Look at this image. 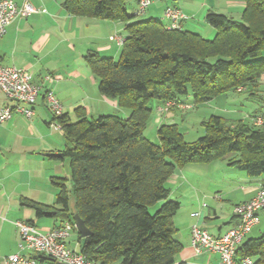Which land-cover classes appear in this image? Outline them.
Wrapping results in <instances>:
<instances>
[{
    "label": "trees",
    "instance_id": "obj_1",
    "mask_svg": "<svg viewBox=\"0 0 264 264\" xmlns=\"http://www.w3.org/2000/svg\"><path fill=\"white\" fill-rule=\"evenodd\" d=\"M130 1L65 0L70 14L127 23L118 60L94 50L85 58L100 93L117 100L129 117H88L80 107L76 121L54 115L65 136L62 153L69 160L71 186L65 177H52L59 209L23 202L38 216L56 210L62 223L75 222L78 213L91 230L80 252L98 264H192L176 261L183 248L174 224L181 203L170 198L169 178L187 164L228 156L229 164L248 176L264 175V126L252 120L254 113L248 118L211 114L202 121L204 135L194 141L185 139L177 123L158 127L159 143L145 132L156 107L167 108L163 117L181 105L192 108L180 95L192 94L198 105L240 87L250 96L260 92L264 60L256 59L264 55V0H241V19L208 11L206 20L216 29L212 39L183 26L169 29L158 18L138 19V5L128 12ZM154 100L161 102L155 108ZM248 256L264 264V231L239 247L238 260Z\"/></svg>",
    "mask_w": 264,
    "mask_h": 264
},
{
    "label": "crops",
    "instance_id": "obj_2",
    "mask_svg": "<svg viewBox=\"0 0 264 264\" xmlns=\"http://www.w3.org/2000/svg\"><path fill=\"white\" fill-rule=\"evenodd\" d=\"M14 1L18 4L23 2ZM30 1L35 7L46 11L17 18L0 38V63L30 70L33 81L42 85L41 93L32 106V118L15 113L11 119L0 122V264H6L7 258L12 254L38 255L31 250H21L16 221H32L43 231L62 223L55 216L56 210H51L49 215L38 216L34 208L23 202L31 199L59 209L61 206L56 204L57 188L52 177L68 179V176L60 173L61 167L68 160L62 153L65 136L61 129L52 126L54 114L47 106L45 92L48 89L55 91L64 105V113L72 121L78 120L76 109L79 107L88 117L105 114L129 117L128 110L120 107L117 100L100 93L99 79L91 71L85 58L90 50L103 56L118 57L121 46L110 37L115 34L125 36L127 23L70 14L64 6L65 0ZM150 1L143 18L138 19L154 17L166 23L163 19L164 11L169 5H173L188 15L183 21L184 29L207 37L216 34V29L206 20L208 11L241 19L245 8L241 0ZM130 2L131 10L128 8V12L132 14L139 0ZM114 47L115 52H112ZM258 93L257 96H264V85ZM212 102L213 100L204 104ZM160 103L154 100L152 106L155 108ZM7 104L14 103L0 89V109ZM258 109L255 106L252 112ZM175 111L179 112L180 109L173 108L170 112ZM170 112L165 117L156 112L150 120L154 128L171 123L168 122L171 119ZM234 113L236 112L232 111L228 115ZM250 114H244L243 118H248ZM49 153L62 155H47ZM229 158L230 156L209 163H190L178 168L169 178L167 186L170 198L181 203L174 216L177 228L175 237L183 245L176 257L177 262L219 264L220 257L217 253H196L191 242L192 226L196 224L212 235H221L237 222L233 213L234 206L251 200L264 183V175L250 177L245 171L229 164ZM263 220L264 210L260 212V223L246 239L259 236L264 231ZM255 231L257 233L253 234ZM77 244L81 247L82 240H78ZM72 249L80 252L77 246Z\"/></svg>",
    "mask_w": 264,
    "mask_h": 264
},
{
    "label": "built area",
    "instance_id": "obj_3",
    "mask_svg": "<svg viewBox=\"0 0 264 264\" xmlns=\"http://www.w3.org/2000/svg\"><path fill=\"white\" fill-rule=\"evenodd\" d=\"M150 3V0H140L135 14L137 16L145 14ZM45 11L44 8L35 7L30 0H23L21 4L14 0H0V38L7 33L10 24L17 18H26L33 13ZM187 18L188 15L182 9L174 6L167 7L163 15L169 29H182V23ZM110 38L119 46H122L125 40V37L119 34L112 35ZM0 89L14 103L0 109V122L11 119L15 113H22L28 118L34 116L32 106L41 93L42 85L33 81L30 70L0 63ZM45 100L55 116H61L64 113V105L53 89L45 92ZM169 104L171 102H168ZM166 110L167 108L156 107V112L160 115ZM261 117L255 116L252 120L260 126L264 124V118L261 119ZM52 126L56 129L62 128L57 120L52 122ZM262 210H264V183L251 200L234 206L233 213L237 222L221 235H212L206 229L193 225L192 247L196 253L203 251L217 253L220 257L219 264H254L253 258L249 256L239 261L237 251L251 231L260 223ZM16 225L19 229L21 250H31L32 253L46 257L48 262L39 260L34 254L29 256L12 254L7 258L6 264H98L69 246V237L78 230L75 222L64 221L61 225L47 231L39 229L28 220H18Z\"/></svg>",
    "mask_w": 264,
    "mask_h": 264
},
{
    "label": "rangeland",
    "instance_id": "obj_4",
    "mask_svg": "<svg viewBox=\"0 0 264 264\" xmlns=\"http://www.w3.org/2000/svg\"><path fill=\"white\" fill-rule=\"evenodd\" d=\"M131 2H129L130 4ZM128 4V8L130 9V6ZM131 10V9H130ZM143 18V16H140ZM139 16L136 18H140ZM165 20V19H164ZM205 34V33H204ZM215 36V33L213 35H209V37L205 36L206 38L212 39ZM117 53L118 57L116 59L118 60L120 58V50ZM112 52H115V47ZM256 60L262 61L264 60V55L261 57H258ZM236 93L239 95H236L235 92H229L228 95H225L224 97H219L213 100L210 104H198L195 105L193 102V95L190 94L189 96H182L180 95L181 99L183 101H186L190 104H192V108H186V105H181V107H178L180 111L178 112H170V117L168 122L171 123H177L180 130L184 133L185 139L188 141L197 140L199 137L204 135V128L202 126V121L209 117L211 114H221L225 117L229 116V112H236L233 114L236 118H243L244 114L246 113H254L257 116L264 117V96H257L256 94L254 96H250L249 94H246L245 88L240 87L236 89ZM264 95V94H262ZM251 97H254L252 100H250ZM189 104V105H190ZM260 107L261 110H255L253 111V107ZM159 114V113H157ZM160 115V114H159ZM161 116V115H160ZM250 117V115H248ZM261 117V119H262ZM256 119V118H255ZM264 120V119H263ZM261 127L264 126L260 125ZM146 135L148 138L153 140L154 142H159V138L157 137V129L154 128V126L149 122L147 129H146ZM67 159V158H66ZM68 172V173H67ZM60 173L64 176H68V185H71V175H70V168H69V160H66V162L63 164V166L60 169ZM70 210L72 211L74 209L75 200L74 196L71 195L70 197ZM262 228L264 230V220L262 224ZM255 231L253 234H256ZM78 240H82V245L85 244L86 238L82 237L78 231H75L71 234L69 237V246L71 248H74L77 246L79 250H81V247H79Z\"/></svg>",
    "mask_w": 264,
    "mask_h": 264
},
{
    "label": "water",
    "instance_id": "obj_5",
    "mask_svg": "<svg viewBox=\"0 0 264 264\" xmlns=\"http://www.w3.org/2000/svg\"><path fill=\"white\" fill-rule=\"evenodd\" d=\"M47 155H58L61 156L62 153H56V154H47ZM74 220L77 225L78 231L82 237H88L91 235V230L87 227L85 221L80 217L78 213L74 215Z\"/></svg>",
    "mask_w": 264,
    "mask_h": 264
}]
</instances>
